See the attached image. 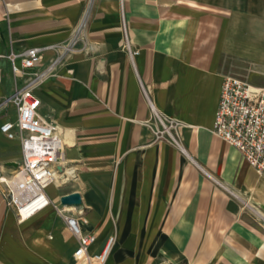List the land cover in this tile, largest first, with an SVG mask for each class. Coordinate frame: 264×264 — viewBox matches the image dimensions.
Returning a JSON list of instances; mask_svg holds the SVG:
<instances>
[{
  "label": "crops",
  "instance_id": "0c3cea01",
  "mask_svg": "<svg viewBox=\"0 0 264 264\" xmlns=\"http://www.w3.org/2000/svg\"><path fill=\"white\" fill-rule=\"evenodd\" d=\"M34 46L39 67L60 56L34 89L62 141L46 193L80 194L63 208L90 254L114 231V264H264V172L212 132L224 76L264 86V0H0V100L21 82L8 55ZM15 150L0 131V162ZM76 246L50 205L18 222L0 184V264H74Z\"/></svg>",
  "mask_w": 264,
  "mask_h": 264
},
{
  "label": "built area",
  "instance_id": "2783aa9c",
  "mask_svg": "<svg viewBox=\"0 0 264 264\" xmlns=\"http://www.w3.org/2000/svg\"><path fill=\"white\" fill-rule=\"evenodd\" d=\"M43 50V47L34 46L8 55L12 62L11 72L15 78H21V82L2 103L13 104L16 119L2 124L0 131L6 138L19 142L17 166L7 173L20 181L23 191L17 194L14 191L15 182L2 181L1 176L5 172L0 174V184L7 206L15 211L18 222L51 205L46 188L61 179L56 177L61 175L60 134L51 120L38 115L40 100L34 92L54 69L60 56L53 57L39 67ZM16 59L20 60V66L14 64ZM212 132L234 148L257 173L264 172V86L249 84L237 76H224ZM55 209L77 239L73 252L74 264H105L115 235L109 234L102 248L90 254L89 247L95 241V234L82 232L79 217L65 211L63 207Z\"/></svg>",
  "mask_w": 264,
  "mask_h": 264
},
{
  "label": "rangeland",
  "instance_id": "374dc122",
  "mask_svg": "<svg viewBox=\"0 0 264 264\" xmlns=\"http://www.w3.org/2000/svg\"><path fill=\"white\" fill-rule=\"evenodd\" d=\"M19 85V84H18ZM17 85V86H18ZM16 86V85H15ZM14 86V87H15ZM1 102L3 101V99L2 100H0ZM9 154H12V155H16L15 156V158L14 159H18V150H15L14 152H12V153H9ZM0 165H3L2 167L3 168H1V171L2 172H5V173H7V172H10L11 171V169H13V166H11V165H9L8 166V164H4V163H2V162H0ZM5 176H7V175H5ZM56 182H54V184H55ZM53 184V186H56V184L54 185ZM58 186H59V184H58ZM62 186V185H61ZM61 192V191H60ZM59 192V193H60ZM50 207H52V208H54L55 209V207H57V208H61V207H64V206H62L61 204H60V202H59V200H55V201H51V205H50ZM73 211H69V213H72ZM112 234H114L115 235V242H116V233L113 231L112 232ZM114 242V245H113V247H112V249H111V251H110V253L113 251V249H114V246H115V243ZM110 253H109V255H110ZM124 254V253H123ZM108 260H106V262H105V264H114V262H112V259L109 257V258H107ZM126 258H125V256L122 258V260H121V262H123V264H125L126 263V260H125ZM141 264H165V261L163 260V258H162V256H160V255H158V253H156V252H152L151 250H150V255H149V258H147L144 262H142Z\"/></svg>",
  "mask_w": 264,
  "mask_h": 264
},
{
  "label": "water",
  "instance_id": "95a60500",
  "mask_svg": "<svg viewBox=\"0 0 264 264\" xmlns=\"http://www.w3.org/2000/svg\"><path fill=\"white\" fill-rule=\"evenodd\" d=\"M9 165L16 167V162L10 163ZM59 202L62 206H73L78 207L82 204L81 196L77 192H71L60 196Z\"/></svg>",
  "mask_w": 264,
  "mask_h": 264
},
{
  "label": "bare ground",
  "instance_id": "6f19581e",
  "mask_svg": "<svg viewBox=\"0 0 264 264\" xmlns=\"http://www.w3.org/2000/svg\"><path fill=\"white\" fill-rule=\"evenodd\" d=\"M5 175H7V176H5ZM1 177H2V181H5L7 183L15 182V184H16V189H14L15 193L19 194V193H21L23 191V187L20 184V181L18 179L14 180V178H13V176L11 174L4 173ZM56 177L59 178L61 176L57 175ZM55 182L57 183L56 186H58L59 180H57ZM52 183H54V182H52ZM65 207H73V206H65ZM68 210H74V208H71V209H68Z\"/></svg>",
  "mask_w": 264,
  "mask_h": 264
}]
</instances>
